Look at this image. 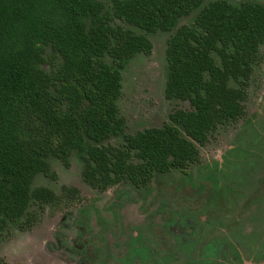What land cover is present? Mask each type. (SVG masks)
<instances>
[{
  "label": "trees",
  "instance_id": "16d2710c",
  "mask_svg": "<svg viewBox=\"0 0 264 264\" xmlns=\"http://www.w3.org/2000/svg\"><path fill=\"white\" fill-rule=\"evenodd\" d=\"M203 2L113 0L108 10L99 0H0V227L26 215L31 200L56 198L50 188L32 186L39 172L56 178L48 156L68 165L75 151L91 186H143L155 175L185 173L199 160L194 142L204 144L218 124L245 113L241 100L264 40V5ZM191 12L193 23L178 26ZM113 16L146 32L173 31L164 94L189 101L190 109L174 110L160 127L125 133L116 105L120 69L137 53L149 54L152 42L112 25ZM115 135L123 136L121 147L104 143Z\"/></svg>",
  "mask_w": 264,
  "mask_h": 264
},
{
  "label": "rangeland",
  "instance_id": "374dc122",
  "mask_svg": "<svg viewBox=\"0 0 264 264\" xmlns=\"http://www.w3.org/2000/svg\"><path fill=\"white\" fill-rule=\"evenodd\" d=\"M100 1L106 7L111 5V0ZM228 1L264 4V0ZM194 15L192 12L180 17L177 25L191 24ZM113 22L146 35L152 42V51L134 55L122 72V94L117 105L125 119V131L135 133L146 127L161 126L173 110L190 109L189 101L164 96L165 48L173 31L146 32L119 19ZM44 49V56L48 58L51 49L49 46ZM60 62L58 59L56 65ZM41 67L51 70L47 62ZM229 83L238 86L234 80ZM241 103L245 113L218 124L208 132L203 145L195 142L200 159L189 163L191 182L187 192L194 196L199 194L204 187L202 179L207 178L212 187L214 184L213 211L187 209L166 194L153 200V184L148 186L145 196L124 183L105 189L90 186L83 180V164L75 151L70 153L68 165L48 156L56 178L39 172L34 175L32 186L50 188L56 198L50 202L31 200L26 215L16 222L2 224L0 264L78 262L73 241L79 231L73 226V220L87 221L92 234L101 230L95 209L89 203L92 200L106 224H115V210L120 215L115 231L105 228L108 251L102 264H176L177 261L185 264H264V40L252 61ZM107 142L121 146L123 137L115 135ZM132 160L138 161L135 156ZM63 185L75 186L79 195H62ZM27 215L35 217L33 223L27 224ZM149 218L163 226L175 249H159L149 229Z\"/></svg>",
  "mask_w": 264,
  "mask_h": 264
},
{
  "label": "flooded vegetation",
  "instance_id": "af4514ba",
  "mask_svg": "<svg viewBox=\"0 0 264 264\" xmlns=\"http://www.w3.org/2000/svg\"><path fill=\"white\" fill-rule=\"evenodd\" d=\"M112 2H113V0H111V5L109 7H106L105 4L103 2L102 3L104 5L105 9L111 10ZM242 2H251V1H242ZM242 2H240V3H242ZM251 3H255V2H251ZM257 3H260V2H257ZM239 4H234V5H239ZM114 19L122 20L126 24L131 25L130 23L126 22L124 19L113 16V18L111 20V24L114 26L118 25V26H121L123 28L128 29V27H125L123 25L115 24L113 22ZM192 23H193V21H192ZM260 43H259V45H260ZM259 45H258V50H259ZM257 54H258V51H257ZM129 60H127L126 63L124 64V66L120 69V74H121L120 90H121V94H122V76H123L122 72H123V69ZM251 68H252V62H251ZM247 82H248V80H247ZM164 96H165V94H164ZM169 99H172V98H169ZM117 100H116V105H117ZM117 107H118V105H117ZM118 111H119V109H118ZM169 114H168V116H169ZM168 116H167V120L164 122H167L169 120ZM164 122H163V124H164ZM125 126H126V123H125ZM157 127H160V126H157ZM124 131H125V128H124ZM125 133H127V132L125 131ZM131 134H133V133H131ZM104 143L107 144L108 143L107 140H105ZM123 144H124V139H123ZM194 144H195V142H194ZM201 145H203V144H201ZM121 146H115V147H121ZM199 159H200V154H199ZM131 160H132V158H131ZM138 161H139V159H138ZM138 161H135V162H138ZM188 167H189V165L187 166L185 173H181L178 170H173V171H171L167 174H164L162 176L155 175L149 180L148 183H146V185H143V186L134 187L128 180H120L119 182L112 184L110 186H114V185L120 184V183L128 184L131 188H133L140 195L145 196L147 193V190H148V186L150 184L151 185L153 184L155 187L153 190V196H152L153 200L159 199L161 196L166 194L171 198V200H173L177 204L184 206L187 209L206 208V209H210V211H213V206H211L212 205L211 202L213 201L212 194H213L214 184L212 183L213 184V187H212V185L206 180L207 178H204V179H202V182L204 183L203 191H200V193L196 194L195 196L193 194H189V192H187V189H186L188 187L189 183L191 182L190 178H189V168ZM110 186H108V187H110ZM93 187H95V186H93ZM99 189H105V188H99ZM78 195H79V193H78ZM93 202L94 201L92 200L89 203L92 204V206L95 209L96 219H97L98 223L100 224L101 230L99 233L92 234V232H90L89 225H88L87 221H85L81 218H76L73 220V226L79 231V235L76 236L74 241H73L74 249H76L78 251L77 254L79 255V261L76 262L75 264H102L105 260V257L107 255V251H108L107 233L105 231V228H109L113 232L117 229V227L119 226V223H120V215L118 213V210L114 211L115 212V214H114L115 224L114 225L109 224V223L106 224L105 222H103L101 213H100L98 207ZM30 218H31V220H29ZM34 220H35V217L33 215L32 216L27 215V218H26L27 224L33 223ZM149 220H150V226H149L150 232L153 236L154 241L157 243L159 249H161V250H173V249H175V247L171 244L170 235L166 232V230L163 228V226L161 224L157 223L154 218H149ZM60 258L64 262H67V260L64 259L63 257L60 256ZM176 264H185V262L177 261ZM250 264H258V263L254 262V263H250Z\"/></svg>",
  "mask_w": 264,
  "mask_h": 264
}]
</instances>
